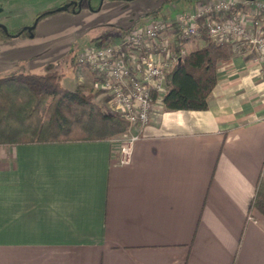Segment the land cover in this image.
<instances>
[{
  "label": "crops",
  "instance_id": "obj_1",
  "mask_svg": "<svg viewBox=\"0 0 264 264\" xmlns=\"http://www.w3.org/2000/svg\"><path fill=\"white\" fill-rule=\"evenodd\" d=\"M69 1L79 0H43L36 11ZM91 1L41 18L32 36L0 39V75L53 69L98 104L97 79L73 58L144 18L133 22L143 12L128 0L116 7L122 18L106 20L112 4L94 11ZM205 1L174 0L161 13ZM215 73L207 109L155 105L125 163L121 139L0 145V264H264V216L250 207L264 157V77L244 47Z\"/></svg>",
  "mask_w": 264,
  "mask_h": 264
},
{
  "label": "trees",
  "instance_id": "obj_2",
  "mask_svg": "<svg viewBox=\"0 0 264 264\" xmlns=\"http://www.w3.org/2000/svg\"><path fill=\"white\" fill-rule=\"evenodd\" d=\"M64 7L73 12L78 10V6L69 1L55 9L37 13L35 20L38 22ZM161 8L142 18L165 19L167 16L161 13ZM202 23L203 20L198 21L199 36L189 39L176 37L181 45L193 39H200L203 44L200 49L186 53L166 74V92L161 99L164 111L206 110L217 80L216 64L234 55L235 50L230 45L212 41ZM132 27L124 29L121 34ZM33 30L28 32L18 28L5 33L0 28V39L13 37L20 31L19 35L32 36ZM61 80L62 74L53 69L41 73L0 75V145L110 141L127 133L128 124L97 105L94 93L80 88L68 90ZM250 207L264 216V179L257 181Z\"/></svg>",
  "mask_w": 264,
  "mask_h": 264
},
{
  "label": "built area",
  "instance_id": "obj_3",
  "mask_svg": "<svg viewBox=\"0 0 264 264\" xmlns=\"http://www.w3.org/2000/svg\"><path fill=\"white\" fill-rule=\"evenodd\" d=\"M199 20L212 41L252 54L264 77V0H207L186 12L168 13L165 19L149 16L117 42L86 47L75 56L97 79L111 112L128 124L121 136V163L150 122L155 105H161L166 74L186 54L176 37L199 36ZM171 27L174 35L169 34ZM259 178L264 179V157Z\"/></svg>",
  "mask_w": 264,
  "mask_h": 264
},
{
  "label": "rangeland",
  "instance_id": "obj_4",
  "mask_svg": "<svg viewBox=\"0 0 264 264\" xmlns=\"http://www.w3.org/2000/svg\"><path fill=\"white\" fill-rule=\"evenodd\" d=\"M43 0H15L14 4H10L9 6L5 3V0H0V6L2 7H7L3 12H0V24L5 28L10 31H15L18 28H23L27 26H31L35 19H36V14H37V9L41 8V3ZM103 0H92L91 4L95 5L97 10ZM109 3L112 4L111 7H114L113 12H106L104 14V18L106 20H109V18H114L115 16H119L122 18L123 12L117 11L116 12V7L119 5H125L129 4L128 0H106ZM135 3V8H140L143 13H141L136 19L133 20V22H136L140 18L144 17V15L160 8V6L163 5V8L166 10L168 7L167 5L170 4V0H132ZM107 2V3H108ZM170 7V5H169ZM1 8V7H0ZM89 10H92L91 7L88 8ZM112 9V8H111ZM94 10V11H95ZM39 12V11H38ZM103 30V31H102ZM112 28L109 27L108 21L104 23L103 28H101L100 31L104 32L103 36H107V33H110ZM95 46L94 44H88V47H93ZM103 93V92H102ZM97 96V94H96ZM99 99L96 100L98 104L102 109L111 112L109 108V104L107 102L108 98L107 95L103 93L102 96L98 97ZM105 99V100H104ZM95 102V101H94ZM96 103V102H95ZM97 104V103H96ZM97 104V105H98ZM112 113V112H111ZM122 135H119L113 139H121ZM112 139V140H113Z\"/></svg>",
  "mask_w": 264,
  "mask_h": 264
},
{
  "label": "water",
  "instance_id": "obj_5",
  "mask_svg": "<svg viewBox=\"0 0 264 264\" xmlns=\"http://www.w3.org/2000/svg\"><path fill=\"white\" fill-rule=\"evenodd\" d=\"M73 3H74V5H77L78 8H79V7H80V4H81V0H79V1H73ZM88 5H89V3H88ZM0 10H1V8H0ZM61 10H62V11H63V10H66V7L57 9V11H61ZM36 23H37V22H36V20H35L34 23H33L31 26L23 27V30H26V31L30 32V31L35 27ZM0 28H2L3 31L6 33L7 29H5L1 24H0ZM19 34H21V31L18 32V33H17L16 35H14V36H18Z\"/></svg>",
  "mask_w": 264,
  "mask_h": 264
}]
</instances>
